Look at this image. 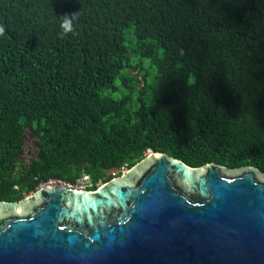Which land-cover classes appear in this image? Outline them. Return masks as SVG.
I'll list each match as a JSON object with an SVG mask.
<instances>
[{"label":"trees","instance_id":"1","mask_svg":"<svg viewBox=\"0 0 264 264\" xmlns=\"http://www.w3.org/2000/svg\"><path fill=\"white\" fill-rule=\"evenodd\" d=\"M0 25V200L149 152L264 172V0H0Z\"/></svg>","mask_w":264,"mask_h":264},{"label":"water","instance_id":"2","mask_svg":"<svg viewBox=\"0 0 264 264\" xmlns=\"http://www.w3.org/2000/svg\"><path fill=\"white\" fill-rule=\"evenodd\" d=\"M0 264H264V172L149 152L96 190L0 200Z\"/></svg>","mask_w":264,"mask_h":264},{"label":"built area","instance_id":"3","mask_svg":"<svg viewBox=\"0 0 264 264\" xmlns=\"http://www.w3.org/2000/svg\"><path fill=\"white\" fill-rule=\"evenodd\" d=\"M57 184L64 185L66 187H74V188L85 189V190H93L94 189V187H93L94 183L92 182L90 176L88 174H84V173L80 177H78L73 184L65 182L61 179H54V178H51L45 182V185L54 186ZM39 187H43V186H39Z\"/></svg>","mask_w":264,"mask_h":264},{"label":"clouds","instance_id":"4","mask_svg":"<svg viewBox=\"0 0 264 264\" xmlns=\"http://www.w3.org/2000/svg\"><path fill=\"white\" fill-rule=\"evenodd\" d=\"M78 17H79V12L73 13L70 15L64 14V15H61L59 17V19L61 21L60 28L62 30L61 36L74 32V21H76L78 19ZM4 34H5V28H4V26L0 25V36H4Z\"/></svg>","mask_w":264,"mask_h":264},{"label":"rangeland","instance_id":"5","mask_svg":"<svg viewBox=\"0 0 264 264\" xmlns=\"http://www.w3.org/2000/svg\"><path fill=\"white\" fill-rule=\"evenodd\" d=\"M145 66H149V61L148 60H145ZM153 68H154V66H153Z\"/></svg>","mask_w":264,"mask_h":264},{"label":"bare ground","instance_id":"6","mask_svg":"<svg viewBox=\"0 0 264 264\" xmlns=\"http://www.w3.org/2000/svg\"><path fill=\"white\" fill-rule=\"evenodd\" d=\"M41 186H43V187H44V186H46V185H45V183H44V184H42ZM69 188H74V187H69Z\"/></svg>","mask_w":264,"mask_h":264}]
</instances>
